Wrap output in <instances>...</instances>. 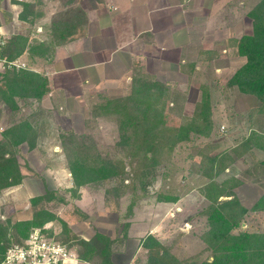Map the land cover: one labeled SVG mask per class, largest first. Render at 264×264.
<instances>
[{
    "label": "rangeland",
    "instance_id": "obj_1",
    "mask_svg": "<svg viewBox=\"0 0 264 264\" xmlns=\"http://www.w3.org/2000/svg\"><path fill=\"white\" fill-rule=\"evenodd\" d=\"M170 1H181L184 5L189 3V0ZM258 1L206 0L201 7L202 0H191L192 7H195L188 15H196L198 26L193 31L188 30L179 40L182 43L189 41L194 46H213L212 49H218V56L211 63L198 61L201 73L196 79L178 75L167 77L174 88L173 99L166 114L167 125L180 127L186 118L194 114L196 104L202 99L201 85H206L214 101V129L209 137H195L180 143L172 161L158 164L156 171L148 176L144 189H141V183L134 184L135 171L132 167L142 157L137 156L133 160L126 158V150L116 144L119 140L116 123L108 118L93 116L94 101L102 102L98 90L91 92V99L84 100H66L63 91H48L41 100L19 99L16 110L0 103V139L9 125L25 119L37 130L36 147L30 149L24 143L19 149L18 159L24 175L21 184L6 188L0 194V219L4 222L10 219L15 223L32 218L35 210L46 207L51 212V220L44 227L54 235L66 236L67 226L69 235L79 243L82 239L91 240L97 233H102L117 240L112 245V258L116 264H145L146 250L142 248L141 242L150 233L172 246L173 252L180 257L196 254L206 247L201 235L207 230L208 222L201 212L223 179L234 177L241 183L234 186L233 190L221 188L217 200L232 198V191L251 210L264 194V167L260 165L264 152L254 149L243 157H237L232 149L253 128L259 129L260 123L264 127V116L258 117L257 105L250 96L227 86L230 77L243 64L244 59L231 50L225 51L224 40L252 33V19L248 11ZM102 2L105 0H36L29 10L41 13L36 23L49 15V24L68 3L71 6L90 8ZM4 5L3 1L0 4V26L3 33L9 37L13 34L25 35L8 32L7 29L18 31L22 28L18 27L21 23L17 19L20 10L19 7L5 8ZM27 28L32 29L30 26ZM38 29L41 27H37L36 31ZM36 33L40 34L34 38L36 41H47L46 31L38 30ZM52 48L49 46V50ZM22 59L27 63V58L22 56ZM28 61V67L32 68L33 61ZM119 91L116 93L120 94ZM108 94L113 96L114 91ZM73 132L84 136L82 140L90 146L93 154L100 153L101 157L114 160L124 159L127 163L125 172L116 177L95 179L83 186L76 185L69 169L70 154H74L72 143L63 137ZM223 150L232 153L236 158L235 163L217 178L208 180L200 167L207 165L210 157ZM48 190L53 191L54 199L33 207L31 199ZM167 195H174L177 200H162V196ZM133 198L137 200L129 207ZM242 229L264 230V214L249 212L242 223ZM13 231L11 229V233ZM11 233L8 236L10 240L3 243L6 248L17 243ZM78 243L73 250L70 249L76 257L72 264H95L97 258L92 262L79 259L78 251L83 248ZM209 255L206 252L204 257Z\"/></svg>",
    "mask_w": 264,
    "mask_h": 264
},
{
    "label": "trees",
    "instance_id": "obj_2",
    "mask_svg": "<svg viewBox=\"0 0 264 264\" xmlns=\"http://www.w3.org/2000/svg\"><path fill=\"white\" fill-rule=\"evenodd\" d=\"M40 1V0H38ZM184 2L188 0H183ZM31 3L24 2L22 19L34 22L40 12L29 10ZM252 19V33L244 34L240 38L226 40L227 50L244 59L243 64L235 70L228 81L230 88H236L239 93L250 96L255 103L258 117L264 116V0H259L249 11ZM88 13L81 5L61 8L46 27L47 42L55 47L74 39L88 23ZM44 42L33 44L26 35L13 34L7 37L0 57L14 60L27 53L28 58H48L49 46L42 48ZM49 54V53H48ZM218 56V49L205 50L200 58L203 63H211ZM182 70L189 78L200 76V67L197 62L186 61L181 64ZM132 81L120 94L113 96L107 92H99L102 102L95 100L93 116L108 118L118 127L119 140L117 145L126 150V158L133 160L141 156V161L133 164L135 171L134 184L141 183L145 188L147 178L156 171L158 164L170 162L180 143L191 139L209 137L214 129V101L210 89L201 85L202 99L196 104L194 114L180 127L167 125L168 108L173 99L174 88L169 82H162L148 72H145L139 63H135L132 70ZM49 78L44 72L30 68L17 70L14 67L6 68L0 73V103L16 110L19 99H43L50 90ZM97 101V102H96ZM259 119V118H258ZM258 125V124H257ZM259 129L253 128L247 136L242 137L240 144L232 151L237 157L244 156L248 151L259 149L264 152V127L260 123ZM72 143L69 169L76 185L83 186L95 179H105L123 174L126 168L124 159H110L93 154L90 146L82 140L84 136L68 133L63 136ZM37 130L28 120L12 123L2 133L0 139V194L6 188L21 184L24 175L18 159L20 146L27 143L30 149L36 147ZM165 155V156H164ZM232 153L221 151L209 158V163L200 167L201 172L208 180L217 178L235 163ZM131 162V161H130ZM133 163V162H131ZM264 167V159L260 161ZM241 182L234 177H227L209 196V204L201 214L207 218L208 228L201 235L206 247L196 254L180 257L173 252L172 246L163 243L157 236L150 233L141 242L146 250L145 264H264V230L242 229V223L249 212L264 214V194L248 209L239 197L231 191L230 199L217 200L221 188L233 190ZM138 185V184H137ZM127 186V185H126ZM135 186V185H134ZM138 187V186H136ZM136 190V188H135ZM53 191L33 197L31 203L36 207L40 203L50 202L54 199ZM138 198V197H137ZM132 199L131 206L137 200ZM162 200L175 201L174 195L162 196ZM51 220V212L42 207L33 213V217L18 222L0 219V262L3 259L9 241V232L15 237V242L23 244L31 230L43 227L46 234L65 244L73 250L78 242L69 235L67 226L66 236L54 235L44 225ZM129 226V223L126 227ZM127 230V229H126ZM16 235V236H15ZM117 240L97 233L91 240L82 239L78 244L83 249L78 251L79 259L95 264H116L112 258V245ZM209 252L208 257H204Z\"/></svg>",
    "mask_w": 264,
    "mask_h": 264
},
{
    "label": "crops",
    "instance_id": "obj_3",
    "mask_svg": "<svg viewBox=\"0 0 264 264\" xmlns=\"http://www.w3.org/2000/svg\"><path fill=\"white\" fill-rule=\"evenodd\" d=\"M3 1L5 8L19 7L20 10L16 15L21 23L18 27L22 28L18 31L7 29L8 32L28 35L38 46L44 42L34 38L40 35L36 33L38 30L47 31L49 15L38 23L37 19L29 22L20 16L24 2L33 4L36 0H0V4ZM205 1L202 0L201 7ZM194 7L191 0L185 5L170 0H105L90 8L84 6L89 21L82 32L54 51L50 49L47 59L30 60L27 53L22 56L27 58V63L33 61L30 69L42 71L49 78V91H63L66 100L91 99V92L96 90L114 91L115 95L120 89L122 93L132 81L131 70L135 63L160 81L168 82L172 75L188 77L181 64L189 60L200 67L198 61L202 53L213 47L194 46L189 41L179 40L188 30L193 31L198 26L196 15H188ZM37 27L41 29L36 31ZM0 29L4 32L2 26ZM48 46L49 43L44 42L42 48Z\"/></svg>",
    "mask_w": 264,
    "mask_h": 264
},
{
    "label": "built area",
    "instance_id": "obj_4",
    "mask_svg": "<svg viewBox=\"0 0 264 264\" xmlns=\"http://www.w3.org/2000/svg\"><path fill=\"white\" fill-rule=\"evenodd\" d=\"M8 35L0 30V53ZM29 68L21 57L9 60L0 57V73L6 68ZM75 254L63 243L49 237L43 228H34L23 244L13 243L6 248L0 264H72Z\"/></svg>",
    "mask_w": 264,
    "mask_h": 264
}]
</instances>
